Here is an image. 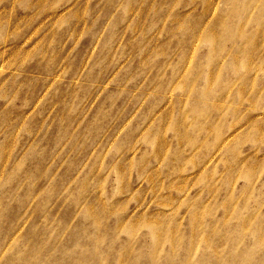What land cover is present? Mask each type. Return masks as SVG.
Returning a JSON list of instances; mask_svg holds the SVG:
<instances>
[{"label": "rangeland", "instance_id": "rangeland-1", "mask_svg": "<svg viewBox=\"0 0 264 264\" xmlns=\"http://www.w3.org/2000/svg\"><path fill=\"white\" fill-rule=\"evenodd\" d=\"M0 264H264V0H0Z\"/></svg>", "mask_w": 264, "mask_h": 264}]
</instances>
